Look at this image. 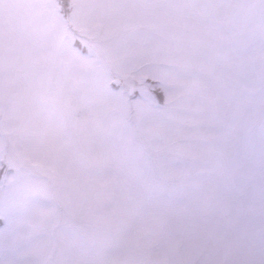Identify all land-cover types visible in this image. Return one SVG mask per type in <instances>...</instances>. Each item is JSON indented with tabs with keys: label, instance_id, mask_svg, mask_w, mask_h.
<instances>
[{
	"label": "snow or ice",
	"instance_id": "snow-or-ice-1",
	"mask_svg": "<svg viewBox=\"0 0 264 264\" xmlns=\"http://www.w3.org/2000/svg\"><path fill=\"white\" fill-rule=\"evenodd\" d=\"M0 264H264V0H0Z\"/></svg>",
	"mask_w": 264,
	"mask_h": 264
}]
</instances>
